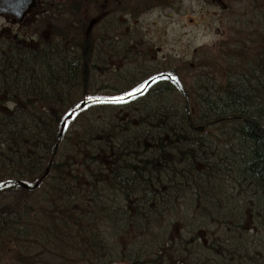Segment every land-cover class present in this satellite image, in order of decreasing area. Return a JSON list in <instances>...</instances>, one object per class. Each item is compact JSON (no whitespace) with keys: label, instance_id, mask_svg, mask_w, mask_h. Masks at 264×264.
Masks as SVG:
<instances>
[{"label":"trees","instance_id":"1","mask_svg":"<svg viewBox=\"0 0 264 264\" xmlns=\"http://www.w3.org/2000/svg\"><path fill=\"white\" fill-rule=\"evenodd\" d=\"M156 1L124 0V12ZM236 1L248 32L221 53L222 81L192 60L107 84L102 62L122 51L118 33L86 31L100 14L85 12L93 0L68 2L80 32L58 24V1L43 13L50 36L0 30V254L17 264H264V0ZM109 6L119 12L123 0ZM250 6L259 11L249 17ZM133 52L130 41L135 66ZM48 166L37 188L19 183Z\"/></svg>","mask_w":264,"mask_h":264},{"label":"rangeland","instance_id":"2","mask_svg":"<svg viewBox=\"0 0 264 264\" xmlns=\"http://www.w3.org/2000/svg\"><path fill=\"white\" fill-rule=\"evenodd\" d=\"M57 1L42 0L39 9L30 14L23 22H18L10 16H0V29L5 33H14L26 37H35L37 31H41L45 36H50L53 33V28H46V24H44L46 17H43L42 10L48 8V4L51 7L53 4V9H55ZM104 1L99 0L97 3L96 0H93L91 9L85 10L88 14L94 11L100 13L98 15L93 14L88 19L85 28L91 26V22L97 21L90 27L91 31L88 33L93 34L95 32L96 35H106L107 33L110 36L113 33H118L119 36L116 41L120 44L118 45L120 50L124 48L125 34L129 42L131 41L133 54L139 55L140 52H143L144 57V61L141 59L135 65L141 69H135L133 63L128 64L129 58L124 57V51H122V55L121 53L120 55L114 53L111 59L108 57L103 61L101 57L105 54L104 50H99L97 52L99 53L98 57L101 62L103 61L102 64L107 71L103 81L110 85H113L115 78L117 80V78L124 76V73H136L140 72L142 68L148 70L162 65L170 68L192 60L196 63L201 61L204 65L214 64L212 75L217 77L215 79L222 81L225 77V67L222 66L223 63L221 64V53L226 50V45H233V37L237 38V32L243 30L241 41L246 38L248 32V29L242 27L243 24L240 23L244 17L242 13L246 10V4L237 5L236 0H157L158 3L153 6L149 5L138 15L127 14L121 8L119 12L112 10L107 12L105 18L100 21L101 13L111 7H103ZM84 3L86 2L84 1ZM230 4L232 8L229 7ZM86 5L90 4L86 3ZM230 9L232 12H228ZM254 10L259 11L255 7L252 10L250 6L246 15L254 16ZM60 15L63 16H58L59 25L69 28L76 25V29H79L80 32L79 24L73 23L69 19L71 18L70 13L61 12ZM59 27L60 32H64L65 29H62V26ZM112 28L115 29L112 30ZM105 44L103 43L101 46L103 47ZM142 49L148 51L147 58L149 60H145ZM108 60L112 64L108 63ZM99 66H102L101 63ZM208 70L211 69L208 68ZM9 254H0V264H17L10 260L12 254L11 252Z\"/></svg>","mask_w":264,"mask_h":264},{"label":"water","instance_id":"3","mask_svg":"<svg viewBox=\"0 0 264 264\" xmlns=\"http://www.w3.org/2000/svg\"><path fill=\"white\" fill-rule=\"evenodd\" d=\"M41 4V0H0V16L8 15L12 18H15L18 22L24 21V19L37 10ZM152 81V80H151ZM149 81V82H151ZM86 101L81 103V107L86 105ZM74 112L69 113L62 122L60 135L64 134L67 122L73 117ZM195 129L200 131H205L208 133V130H205V125H197ZM50 171V166L47 167L43 176L36 181L34 185H30L24 181H19V183L27 189H35L42 182L43 178L48 175Z\"/></svg>","mask_w":264,"mask_h":264},{"label":"flooded vegetation","instance_id":"4","mask_svg":"<svg viewBox=\"0 0 264 264\" xmlns=\"http://www.w3.org/2000/svg\"><path fill=\"white\" fill-rule=\"evenodd\" d=\"M70 0H58V10H59V12L61 13H63V12H68V13H70V6H68L69 4H68V2H69ZM97 1V3H98V1L99 0H96ZM106 2H108L109 3V0H105ZM107 4V3H106ZM104 6V5H103ZM111 7L110 8H108L107 10H105V13H107V12H111ZM122 10H123V12H124V0H123V7H122ZM42 12L43 13H47V9H43L42 10ZM4 16H8V15H4ZM29 16V15H28ZM27 16V17H28ZM11 17V16H10ZM26 17V18H27ZM12 18V17H11ZM25 18V19H26ZM14 20H16L15 18H13ZM24 19V20H25ZM93 20H95V19H93ZM23 22V21H22ZM97 21L95 20V22L94 23H96ZM94 23H92L91 22V26L92 25H94ZM105 24H108L107 22H105ZM90 25V24H89ZM91 26H88V28L86 29V31L87 32H89L90 31V27ZM1 30V29H0ZM128 46H129V40H128V38H127V36L124 34V48L121 50V51H124V57L125 58H128V54H127V52H128ZM133 47V46H132ZM126 50H127V52H126ZM143 50V49H142ZM144 51V50H143ZM139 59H144V57H143V52H140L139 53ZM32 190V189H31Z\"/></svg>","mask_w":264,"mask_h":264}]
</instances>
